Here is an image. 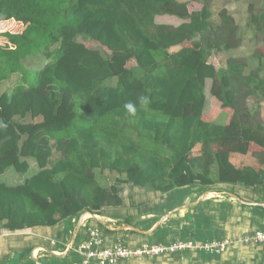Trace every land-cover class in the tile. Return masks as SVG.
<instances>
[{
  "label": "trees",
  "instance_id": "16d2710c",
  "mask_svg": "<svg viewBox=\"0 0 264 264\" xmlns=\"http://www.w3.org/2000/svg\"><path fill=\"white\" fill-rule=\"evenodd\" d=\"M200 2L189 9L188 0H0V21L22 25L0 32V82L18 75L0 93V174L8 167L27 173V158L36 167L22 182L0 181L2 228L50 226L119 205L116 185L97 179L95 171L105 169L115 182L153 191L194 182L264 190V151L258 166L234 162L251 143L264 149V124L245 104L258 90L264 95V76L233 57L211 68V53L240 37L226 9L213 27V0ZM161 15L178 22H159ZM215 75L223 81L211 83L209 95L232 110L223 123L206 116L207 81ZM34 101L40 127L22 120ZM129 101L135 116L123 108Z\"/></svg>",
  "mask_w": 264,
  "mask_h": 264
},
{
  "label": "crops",
  "instance_id": "0c3cea01",
  "mask_svg": "<svg viewBox=\"0 0 264 264\" xmlns=\"http://www.w3.org/2000/svg\"><path fill=\"white\" fill-rule=\"evenodd\" d=\"M247 9L242 7V13ZM246 16L253 17L249 12ZM159 17H163L162 20ZM159 17V22L173 24V16ZM113 183L121 199L119 205L104 206L98 213L83 211L50 226L11 231L2 228L0 259L2 254L6 258L11 256V264L76 262L79 259L74 249L76 244L84 238L88 227H97L101 233V224L109 231L102 236L105 246L122 241L133 247L142 243L206 240L214 235L234 239L263 227L264 190L243 183L201 185L194 182L168 192L146 190L126 181ZM138 191H143L144 195ZM184 252L169 255L181 256ZM188 253L191 256L206 254L215 264H264V243H234L215 254L203 251ZM164 255L127 258L116 264H153Z\"/></svg>",
  "mask_w": 264,
  "mask_h": 264
},
{
  "label": "rangeland",
  "instance_id": "374dc122",
  "mask_svg": "<svg viewBox=\"0 0 264 264\" xmlns=\"http://www.w3.org/2000/svg\"><path fill=\"white\" fill-rule=\"evenodd\" d=\"M189 9H199L201 7V0H188ZM264 6V0H213L211 4V21L213 27L215 24H220L219 12L221 9H226L229 14L234 17L235 24L237 27V36L240 37V42H233V47L229 50L216 51L212 52L208 58V63L210 64L213 70H216L225 67L226 61L229 57L240 59L245 62L248 69H256L258 72V77L264 76V21L258 23V14L262 11ZM242 7L244 10L248 7L245 13H242ZM243 10V12H244ZM250 10V11H249ZM252 14L253 17H247L246 13ZM163 17H159V20H162ZM172 22V21H171ZM178 21L173 19V24H176ZM258 25V26H256ZM256 26V27H255ZM22 28V25L13 20H7L0 22V32L10 31L18 32ZM256 29V30H255ZM259 29V32H258ZM78 40L83 42L87 47L98 48L102 51L105 48L101 47L98 43L93 40L84 39L78 37ZM6 42L5 38L0 37V44ZM204 42L207 44L211 43V38L207 36L204 39ZM18 80L17 74H11L6 80L0 82V93L3 91L9 90ZM218 81H223L221 78H218L217 75L212 78V80L207 81V94H208V105L206 116L208 119L215 121L217 123L227 122L228 118L232 114V110L229 108H222L215 100V98L209 95V90L211 83H216ZM67 98L63 97L59 103V110L62 111L65 108ZM245 104L251 108V114L255 120L262 121L264 124V95H261L260 91L256 95H251L245 100ZM252 118V119H253ZM22 120L26 122H32L36 127H40L43 123L40 110L38 108L37 102L34 101L32 105V110L29 115L24 117ZM264 149L261 146H258L255 143H251L247 155H240L239 157H234V162L237 165H242L244 163L253 164L258 166V163L263 158L262 153ZM59 157V153L54 151L51 157V160H55ZM261 158V159H260ZM27 161L31 165L29 171L25 174L18 173L12 167L5 169L3 173L0 174V181L7 182L9 184H15L22 182L25 177H28L30 174L36 170L34 160L32 158H27ZM97 179L105 185H109L114 182L113 172L108 171L107 169L101 171H95ZM147 190V189H146ZM144 195L143 191H138ZM101 235L109 232L102 224L100 225ZM4 231L0 224V231ZM216 237V235H214ZM190 252V251H188ZM187 251L184 252L181 256H172L164 255L160 260H155L153 264H215L213 260L210 261V257L206 254L197 253L195 256H191ZM0 264H11L10 257H2ZM79 260V259H78ZM193 260V261H191Z\"/></svg>",
  "mask_w": 264,
  "mask_h": 264
},
{
  "label": "built area",
  "instance_id": "2783aa9c",
  "mask_svg": "<svg viewBox=\"0 0 264 264\" xmlns=\"http://www.w3.org/2000/svg\"><path fill=\"white\" fill-rule=\"evenodd\" d=\"M234 243L244 245L264 243V223L263 227L234 239L213 237L194 241L175 240L169 243H142L134 247L122 241L105 246L99 229L92 226L87 228L84 238L74 248L79 260L70 264H116L122 259L171 254L177 251H203L215 254Z\"/></svg>",
  "mask_w": 264,
  "mask_h": 264
},
{
  "label": "clouds",
  "instance_id": "9594fccd",
  "mask_svg": "<svg viewBox=\"0 0 264 264\" xmlns=\"http://www.w3.org/2000/svg\"><path fill=\"white\" fill-rule=\"evenodd\" d=\"M138 103H139L141 106H146L147 103H148V100H147L146 97H140ZM123 108L125 109V111L127 112V114H128L129 116H135L136 113H137V106H136V104L133 103L132 101L126 102V103L123 105Z\"/></svg>",
  "mask_w": 264,
  "mask_h": 264
}]
</instances>
